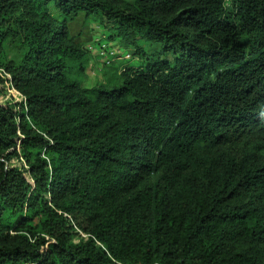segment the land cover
<instances>
[{
    "label": "trees",
    "instance_id": "obj_1",
    "mask_svg": "<svg viewBox=\"0 0 264 264\" xmlns=\"http://www.w3.org/2000/svg\"><path fill=\"white\" fill-rule=\"evenodd\" d=\"M0 68V264H264V0H0Z\"/></svg>",
    "mask_w": 264,
    "mask_h": 264
},
{
    "label": "rangeland",
    "instance_id": "obj_2",
    "mask_svg": "<svg viewBox=\"0 0 264 264\" xmlns=\"http://www.w3.org/2000/svg\"><path fill=\"white\" fill-rule=\"evenodd\" d=\"M106 27L100 22L99 18L91 17L84 22L83 16H79L72 24V34L76 37L78 42H81L88 50L87 70L84 76V85L86 87H92L95 84L104 83L106 77L112 73L118 67H123L127 64L139 65L140 59L132 57V48H127L122 45H118L116 42H107L103 40V45L100 46L96 42L103 38V33L106 32ZM142 47L145 53H153L158 50V46L155 43L149 41H143ZM106 48V49H104ZM143 53V57L147 58ZM129 55V56H128ZM131 55V57H130ZM109 61V63H107ZM106 72L107 76L104 75ZM6 93L0 94V103L22 101V97L19 93L9 88L4 83ZM14 165H21V162L14 160Z\"/></svg>",
    "mask_w": 264,
    "mask_h": 264
},
{
    "label": "built area",
    "instance_id": "obj_3",
    "mask_svg": "<svg viewBox=\"0 0 264 264\" xmlns=\"http://www.w3.org/2000/svg\"><path fill=\"white\" fill-rule=\"evenodd\" d=\"M106 49V48H104ZM129 56V55H128ZM109 63V61L107 62ZM0 76L5 80V84L9 86V88H13L12 82H11V76L7 72H5L3 69L0 68ZM14 89V88H13ZM20 95V94H19ZM21 96V95H20ZM22 97V96H21ZM23 99V98H22ZM23 164V162L21 163ZM85 236L84 234H82Z\"/></svg>",
    "mask_w": 264,
    "mask_h": 264
}]
</instances>
